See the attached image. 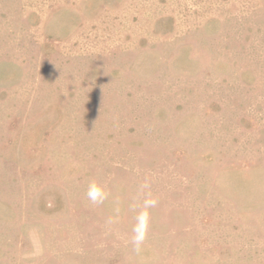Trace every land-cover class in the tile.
<instances>
[{"label":"rangeland","instance_id":"374dc122","mask_svg":"<svg viewBox=\"0 0 264 264\" xmlns=\"http://www.w3.org/2000/svg\"><path fill=\"white\" fill-rule=\"evenodd\" d=\"M0 264H264V0H0Z\"/></svg>","mask_w":264,"mask_h":264},{"label":"clouds","instance_id":"9594fccd","mask_svg":"<svg viewBox=\"0 0 264 264\" xmlns=\"http://www.w3.org/2000/svg\"><path fill=\"white\" fill-rule=\"evenodd\" d=\"M149 183L147 180L140 184L136 195L132 196V203L129 205V210L134 213L132 226V237L131 244L133 251L137 254L140 253L142 245L145 243L148 237L149 223H150V212L149 209L155 208L158 204V199L155 198L149 189ZM148 190V191H145ZM143 196L142 201L139 199ZM86 199L90 205L97 207L104 203L109 197V192L104 186L97 182L96 179H92L88 182L87 189L85 192ZM119 209H117V212ZM107 223H113L110 217Z\"/></svg>","mask_w":264,"mask_h":264}]
</instances>
